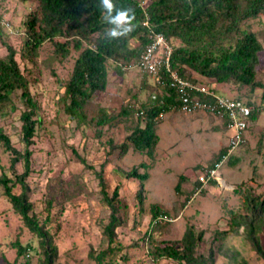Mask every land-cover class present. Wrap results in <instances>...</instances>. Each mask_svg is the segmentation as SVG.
Instances as JSON below:
<instances>
[{
	"label": "rangeland",
	"instance_id": "obj_1",
	"mask_svg": "<svg viewBox=\"0 0 264 264\" xmlns=\"http://www.w3.org/2000/svg\"><path fill=\"white\" fill-rule=\"evenodd\" d=\"M34 5L33 0H0V57L6 53L3 40L14 48V58L30 81L36 114L33 118H39L32 143L27 146L31 153L24 182L30 213L39 223L45 222L44 228L54 244L50 264H95L101 252V264H179L170 258L157 259L152 253L156 247L171 244L179 248L186 227L201 232L194 256L204 259L203 264H264L245 238L243 223L250 219L254 202L264 194L261 89L214 84L217 93L249 101L258 112L234 155L237 159L232 163L224 161L217 169L219 180L207 182L194 193L200 185L197 177L203 173L199 164L212 162L218 143H225L231 131L212 129L210 123L217 121L202 112H196L199 116L178 112L173 115L167 110L157 122L158 140L151 156L131 144L120 154L119 146L127 142V136L135 127L144 125L138 110L147 102L149 92L155 91L152 79L135 69L118 71L110 63L103 90L93 92L80 113L70 117L62 85L77 52L72 50L58 60V55L52 56L51 44L44 42L37 48L34 62L20 57L23 22ZM245 24L264 46V15ZM257 55L256 76L264 85V51ZM187 74L201 78L191 70ZM9 96L11 102L0 111V133L22 153L26 147L19 118L25 109L23 97L18 90L9 92ZM126 107L128 110L122 112ZM104 112L110 119L99 125L96 119ZM194 129L200 130L198 134ZM10 157L0 142V178L14 180L11 192L18 194L22 188L15 179L23 172L22 161L11 168ZM133 168L147 177L142 182L127 177L126 172ZM97 173L102 175L108 194L117 189L120 202L117 215L121 223L114 228L111 242L103 233L109 209L102 200ZM151 208L162 210L173 220L157 227L151 239L145 240ZM257 236L264 250V214ZM17 246L23 247L18 255ZM43 260L40 238L23 224L0 185V264H41Z\"/></svg>",
	"mask_w": 264,
	"mask_h": 264
},
{
	"label": "trees",
	"instance_id": "obj_2",
	"mask_svg": "<svg viewBox=\"0 0 264 264\" xmlns=\"http://www.w3.org/2000/svg\"><path fill=\"white\" fill-rule=\"evenodd\" d=\"M33 1L35 5L26 14L23 22L20 57L22 60L34 62L36 50L44 42L51 44L52 56L55 58L58 55V60L70 55L72 50L77 52L70 74L62 85V96L69 101L66 112L70 117L80 113L93 92L103 90L110 63L118 71L124 72L119 64H128L138 57L148 42L147 35L150 30L162 33L170 43L171 66L180 76L197 82L196 78L187 74V70H191L211 79L214 83L258 87L261 89L260 98L264 100V85L256 76L257 53L260 50L264 51V46L258 42L254 32L246 29L245 24L251 18L264 15V0H148L144 5L142 4L144 0H112L114 5L112 16L117 12L127 13L126 22L117 28L121 34L116 37L108 35L117 25L105 19L108 13L102 5V0ZM0 27H3L1 23ZM59 38L63 41L57 40ZM1 43L6 53L0 57V111L11 102L9 92L18 90L25 107L19 118L22 140L26 147L22 153L17 151L10 144L8 137L0 133V142L11 154L10 167L12 168L19 160L23 166V172L15 179L22 188L21 193L11 192L14 180L10 178H0V185L23 224L40 238V246L44 253L41 264H50L55 252L54 244L51 235L44 228L45 222L39 223L30 213L31 207L25 191L27 186L24 182V177L29 171L31 153L27 146L32 143L31 137L39 118H33L36 114L35 102L29 88L30 81L14 58V48L3 40ZM152 83L155 93L149 92L147 102L142 104V110H138L142 114L144 125L135 127L127 136V142L119 146L120 154L125 153L131 144L134 149L144 150L146 154L152 155V149L157 142L155 134L157 122L154 117L168 110L175 95L172 88L157 85L154 80ZM151 94L154 96L151 97ZM127 110L128 107L122 112ZM254 117L252 116V120ZM109 119L110 116L104 112L96 119V123L102 125ZM220 152L222 149L209 166ZM236 159V156H231L227 161L232 163ZM126 176L142 182L147 174L138 173L133 168L126 172ZM97 177L102 200L109 209L108 222L103 228V233L107 236L108 242H111L114 228L121 223L117 215L120 202L117 189L114 188L108 194L102 175L97 173ZM212 182L214 180L208 181V184ZM159 213L165 212L151 208L143 239H151L156 228L166 224L164 222L150 226L151 220ZM262 214L264 194L261 200L254 202L250 219L243 222L246 224L245 238L256 255L264 261V250L257 236ZM200 237V231L196 233L191 227H186L179 241V248L173 244L156 247L152 254L157 259L170 258L179 264H203L204 259L197 258L198 254L194 256L195 246ZM22 250L23 247L17 246L16 254ZM103 254L101 252L95 257V264H101Z\"/></svg>",
	"mask_w": 264,
	"mask_h": 264
},
{
	"label": "built area",
	"instance_id": "obj_3",
	"mask_svg": "<svg viewBox=\"0 0 264 264\" xmlns=\"http://www.w3.org/2000/svg\"><path fill=\"white\" fill-rule=\"evenodd\" d=\"M147 37L148 42L138 57L128 64H119L120 68L135 69L154 80L157 85L172 88L175 95L168 106L169 111L182 114L202 112L220 120L224 128L231 131L217 159L197 177L200 183L194 192L197 193L208 181L219 180L218 167L239 152L244 133L258 108L251 103L217 93L201 82H192L180 76L171 66L172 47L165 36L150 30ZM160 117L161 114L154 117L155 122ZM172 220L167 214L159 213L151 220L150 226Z\"/></svg>",
	"mask_w": 264,
	"mask_h": 264
},
{
	"label": "clouds",
	"instance_id": "obj_4",
	"mask_svg": "<svg viewBox=\"0 0 264 264\" xmlns=\"http://www.w3.org/2000/svg\"><path fill=\"white\" fill-rule=\"evenodd\" d=\"M102 5L104 9H106L108 15L105 19L114 25H117L116 28H113L108 35L111 37L119 36L121 33L117 30V28L126 22L127 13L126 12H117L115 16H112V12L114 10V5L112 4V0H102Z\"/></svg>",
	"mask_w": 264,
	"mask_h": 264
},
{
	"label": "crops",
	"instance_id": "obj_5",
	"mask_svg": "<svg viewBox=\"0 0 264 264\" xmlns=\"http://www.w3.org/2000/svg\"><path fill=\"white\" fill-rule=\"evenodd\" d=\"M203 77L201 76V78L199 77V78H196L197 79V82H201V83H203V84H205L206 86H208V87H210V88H212L214 91H216V89H215V83L214 82H212V80H208V79H202ZM202 81H208L207 82V84L206 83H204V82H202ZM154 96V94H151V97H153ZM174 113H177V112H173V115H174ZM199 113V112H198ZM198 113H196V115L197 116H199V114ZM210 116V115H209ZM211 118H212V116H211ZM160 119H161V117H160ZM160 119H158L159 121H157L158 122V124H159V122H160ZM177 119H179V118H177ZM213 119H215V121H217V122H211L210 123V127L212 128V129H215V128H218V127H222V128H224V126H223V124L221 123V121L220 120H218V119H216V118H214L213 117ZM158 124L156 125V127H155V134H156V128H157V126H158ZM206 130V128H204L203 129V131H205ZM194 132H196L197 134H198V132L200 131L199 129H194L193 130ZM157 135V134H156ZM192 135V134H191ZM191 135L189 136V138L191 137ZM157 140H158V136H157ZM226 143V142H225ZM225 143L224 142H219L218 143V148L216 149V151L214 152V153H216V155H217V153L220 151V149H222L223 148V146L225 145ZM211 162H209V163H202V164H199L200 165V168L201 169H204V168H206V167H208L209 166V164H210ZM185 179V177L183 176V180ZM196 187V186H195ZM181 192V191H180ZM183 204V203H182ZM184 206V205H183Z\"/></svg>",
	"mask_w": 264,
	"mask_h": 264
}]
</instances>
